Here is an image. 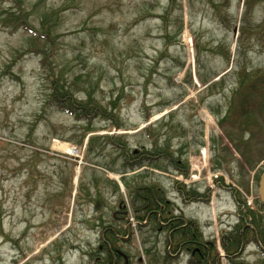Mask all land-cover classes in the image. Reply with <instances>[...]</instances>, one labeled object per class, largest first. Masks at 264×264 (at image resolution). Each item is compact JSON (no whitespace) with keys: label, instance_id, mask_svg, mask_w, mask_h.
Instances as JSON below:
<instances>
[{"label":"rangeland","instance_id":"374dc122","mask_svg":"<svg viewBox=\"0 0 264 264\" xmlns=\"http://www.w3.org/2000/svg\"><path fill=\"white\" fill-rule=\"evenodd\" d=\"M241 65L264 70V0H0V264H109L105 226L132 228L115 248L129 264H196L134 215L136 192L170 197L176 181L211 191L208 204L175 203L215 244L198 263L264 264V239L239 247L229 234L237 198L257 210L264 172V114L249 132L232 116ZM54 78L106 117L48 102ZM170 144L175 158L186 144L188 175L164 160L130 168L119 147Z\"/></svg>","mask_w":264,"mask_h":264},{"label":"trees","instance_id":"16d2710c","mask_svg":"<svg viewBox=\"0 0 264 264\" xmlns=\"http://www.w3.org/2000/svg\"><path fill=\"white\" fill-rule=\"evenodd\" d=\"M175 1L176 0H170V3L173 4L175 3ZM249 2L250 0H248V4ZM245 16L249 17V12H246ZM25 29L36 38H39L41 40H52L48 31H46V33H40L39 31H36L30 26L25 27ZM33 51H35V49ZM42 64L43 68L47 69L46 57L43 58ZM241 68L242 70L238 72V75L240 81L239 90L242 95L241 98L237 100L233 108L234 111L232 110V116H234L235 120L238 121V123L236 124H239L241 127H244V129L248 127L246 129V132H249V125L252 122L251 118L257 119L259 116H263L264 114V70L260 68L250 74L247 71L248 69L245 67V65H241ZM55 79L56 78L52 79V85L50 86L51 94L49 95L48 100V102L54 103L52 105H57L58 108L60 106L62 108V111L73 115L77 120L90 122L95 117H98L100 115L106 117L107 114L105 115L101 108H99L94 103V105L91 104V96L88 97V100H78L74 97L75 91L73 90L71 85H63L59 87L57 84V79ZM171 116H174V114H172ZM239 125H236L235 127H240ZM185 146L186 144H183L182 149L179 150L178 156H180V158H175V155H177V151H172L171 144L165 149L161 148L158 151L155 150L156 152L147 151L144 148L134 149L131 151L126 148V146L122 145L119 147H121L125 163L130 168H139L146 164H153L154 162H157L159 160H164L173 167L174 171H179L184 175H188L189 169L188 167H186L185 162L181 160V156L184 154L183 149L186 148ZM217 182H219V180H217ZM222 187L224 188V186ZM176 188L177 191H179L180 193L183 192L185 194L186 199L188 198L189 190L186 189V185L176 181ZM233 191L235 190L233 189ZM136 193L137 200L141 202L140 205L138 204L134 208V215L136 220L138 221V224H140L139 226L143 225L144 221L153 222L155 224V227H157L158 229L165 230L167 232V244H171V242L178 244L181 241L197 240L198 235L196 234V232L199 227L191 222L190 226H187L186 228L177 231L174 235L172 234V236L170 235V229L168 228V216L171 215V211L170 206L168 205L167 193L164 188L162 189L155 184H151L144 186V188H142L139 193ZM192 193L196 195L198 194V197L202 198L200 199L201 201L207 202L209 200V195H207L206 193L200 194L194 191ZM235 201L238 202L239 206L242 205L239 202V198H237V200ZM125 218L128 222L130 214L125 216ZM178 218L179 217H176V219H174L173 221L175 222L176 227H180V225L183 224V222ZM114 230L121 237L117 238L114 231L109 232V230L105 231L104 240H102V244L107 250V261L109 264H114V261L117 260L115 259V256L113 254L114 252H117V249L115 248H117L116 244L118 245V243L116 242L119 241L121 238L123 239L124 236H128L130 232L133 233L132 228H128L127 226H122V228L116 227L114 228ZM168 231L170 237L168 236ZM248 241L251 240L248 239L247 241H244V239L239 235H237L235 239L233 238V242L239 247H242L244 245V242L249 243ZM176 248L177 247L174 246L173 250H175ZM197 254L195 255L197 256ZM115 255L117 256V254ZM211 256L212 253H205L203 258H209L211 260ZM201 260L204 259L199 258V260L196 261V264H200L198 262Z\"/></svg>","mask_w":264,"mask_h":264},{"label":"flooded vegetation","instance_id":"af4514ba","mask_svg":"<svg viewBox=\"0 0 264 264\" xmlns=\"http://www.w3.org/2000/svg\"><path fill=\"white\" fill-rule=\"evenodd\" d=\"M224 189L226 190L228 189L230 190V192L233 191L232 187H224ZM192 192H193L192 190H189V195H188V198L186 199V196L183 192L180 193L179 191H177L176 186L173 187L171 194L174 196L171 195L170 197L167 198L168 205L170 206V211H171L170 212L171 215L168 216L169 218L168 228L170 229V235L172 236V234L174 235L177 231H180L181 229L186 228L187 226H190L191 223H193L194 225L199 227V229L196 232V234L198 235L197 240L181 241L178 243L179 246L177 243L171 242L170 246L171 248H173L174 246L177 247L176 249H179L182 253H187V254L191 253L193 254V256L198 253L199 255L204 257V252L207 254L208 253L210 254L213 252L215 244L212 242L205 243L203 230L200 228L198 220L193 221L191 220V218H187L182 214H178V213L175 214V211H177V208H175L176 201L180 200L181 205H185V204L188 205L190 202L197 203L200 201V199H202L198 197V194L196 195ZM210 192H211L210 190L206 192V194L209 195V197H210ZM240 203L242 204L241 206L238 205V202H236L235 204L237 207L236 216L238 217V221L235 227L233 228V230H236V231L230 232L229 234L232 235L233 233L237 232L238 235L241 236L243 239L251 240L248 242L254 241L258 243L260 239L264 238V203L261 200L259 202L257 201L259 205L257 207V210L253 206H245V204H243L242 202ZM250 204H252V201L249 202V205ZM120 208H122V206H119L118 211H121ZM173 215L176 217H179L178 219H180L183 222V224L180 225V227H176L175 222H173L174 219H176V217H174ZM101 230H102L101 234L99 235L100 242H102L101 240H104L105 231H109V230H110L109 232L114 231L117 238L121 237L120 235L116 233L113 227L105 226ZM226 232H229V230H227ZM168 236H169V231H168ZM166 237H167V232H166ZM226 237H227L226 243L229 244V242L232 241V238L229 235L228 236L226 235ZM226 243L223 242L224 245H226ZM244 244H247V243L244 242ZM209 245L211 246V248ZM102 247H103V244L100 246L99 249H101ZM117 256L119 258L121 257L123 258L124 264H129V257L127 256V254H125L119 249H117ZM115 259H117L116 256H115ZM116 261L117 260H115V263Z\"/></svg>","mask_w":264,"mask_h":264},{"label":"water","instance_id":"95a60500","mask_svg":"<svg viewBox=\"0 0 264 264\" xmlns=\"http://www.w3.org/2000/svg\"><path fill=\"white\" fill-rule=\"evenodd\" d=\"M259 195H260V200L264 203V172L260 176Z\"/></svg>","mask_w":264,"mask_h":264},{"label":"bare ground","instance_id":"6f19581e","mask_svg":"<svg viewBox=\"0 0 264 264\" xmlns=\"http://www.w3.org/2000/svg\"><path fill=\"white\" fill-rule=\"evenodd\" d=\"M67 148H69V147H67ZM68 151H69V153H71L73 155H77L78 154V150L76 148L70 147Z\"/></svg>","mask_w":264,"mask_h":264}]
</instances>
